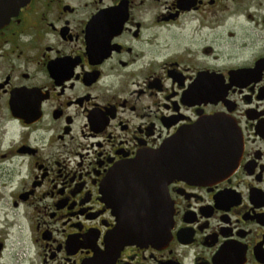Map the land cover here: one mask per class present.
I'll return each instance as SVG.
<instances>
[{
  "label": "flooded vegetation",
  "instance_id": "obj_1",
  "mask_svg": "<svg viewBox=\"0 0 264 264\" xmlns=\"http://www.w3.org/2000/svg\"><path fill=\"white\" fill-rule=\"evenodd\" d=\"M214 119L237 169L167 186L164 244L111 239L159 210L107 179ZM0 264H264V0H0Z\"/></svg>",
  "mask_w": 264,
  "mask_h": 264
},
{
  "label": "water",
  "instance_id": "obj_2",
  "mask_svg": "<svg viewBox=\"0 0 264 264\" xmlns=\"http://www.w3.org/2000/svg\"><path fill=\"white\" fill-rule=\"evenodd\" d=\"M242 149L243 142L237 128L228 121L214 119L177 133L173 140L151 157H142L139 163L122 168L123 174L118 182H113L112 178L105 182V194L109 193L113 185L124 188L134 186V193L142 201L144 197L148 198L142 183L151 181L156 187L154 194L158 201L159 223L151 228L147 221L136 219L140 215H125L111 239L117 237L123 246L160 245L167 242L171 238L174 222L167 186L175 180L228 178L238 167ZM147 169L151 174L144 172L142 176V170Z\"/></svg>",
  "mask_w": 264,
  "mask_h": 264
}]
</instances>
